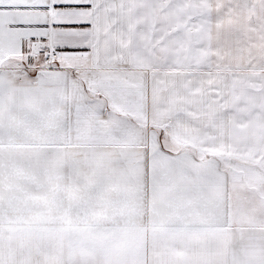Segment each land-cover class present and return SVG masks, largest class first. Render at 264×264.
<instances>
[{
    "label": "snow or ice",
    "instance_id": "obj_1",
    "mask_svg": "<svg viewBox=\"0 0 264 264\" xmlns=\"http://www.w3.org/2000/svg\"><path fill=\"white\" fill-rule=\"evenodd\" d=\"M0 264H264V0H0Z\"/></svg>",
    "mask_w": 264,
    "mask_h": 264
},
{
    "label": "crops",
    "instance_id": "obj_2",
    "mask_svg": "<svg viewBox=\"0 0 264 264\" xmlns=\"http://www.w3.org/2000/svg\"><path fill=\"white\" fill-rule=\"evenodd\" d=\"M161 2H162V0H161ZM185 2H188V0H185ZM193 2H194V0H193ZM29 75L30 76H34L35 75V73H33V72H29ZM151 98V80H149V99Z\"/></svg>",
    "mask_w": 264,
    "mask_h": 264
}]
</instances>
